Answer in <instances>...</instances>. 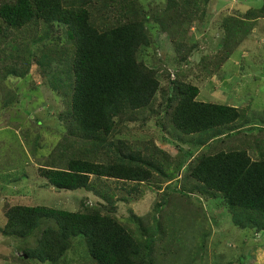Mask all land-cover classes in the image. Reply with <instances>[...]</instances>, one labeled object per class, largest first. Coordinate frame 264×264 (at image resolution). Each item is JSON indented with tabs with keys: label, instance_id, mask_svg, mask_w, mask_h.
Segmentation results:
<instances>
[{
	"label": "trees",
	"instance_id": "obj_1",
	"mask_svg": "<svg viewBox=\"0 0 264 264\" xmlns=\"http://www.w3.org/2000/svg\"><path fill=\"white\" fill-rule=\"evenodd\" d=\"M93 1H98L97 6ZM209 1L166 0V8L151 15V8L139 0H0V80H29L31 84L28 75L36 68L56 101L47 112L62 130L35 174L46 182L45 187L84 190L95 199L91 204L92 197L84 196L77 210L32 205L31 198L23 201V194L6 204L0 233L24 244L19 248L24 254L14 255L17 261L158 264L160 258L169 261L167 256L173 252L176 258L195 262L202 258L210 233L201 234L195 251L184 245V231L169 233L163 215L157 213L165 203L175 209L176 201L172 204L163 198L152 215L154 225L135 214L127 222L117 215L119 203L136 200L142 186L161 191L182 179V197L200 195L222 201L240 235L235 242L246 247L236 255L238 260L256 264L252 250L261 244L257 235L264 234V152L257 159L249 155V141L257 142L252 134H244L253 120L248 108L199 101L200 89L187 76L172 81L170 89L163 91L164 108H155L162 91L160 78L167 73L160 74L161 59L154 58V25L160 26L158 34L169 37L175 55L184 60L195 45L175 41L181 32L169 29L176 26L187 31L195 20L206 22ZM262 18L264 4L250 7L243 17H223L222 49L203 57L202 68L214 75ZM54 31L60 32V38L53 37ZM50 39L54 41L49 43ZM19 95V90L12 93L3 106ZM154 115L161 116L158 122L167 120L178 135L192 137L190 147L177 145L180 152L173 156L151 139L135 144L117 137L130 130L126 124L132 120L144 125ZM242 131L244 136L231 139ZM212 142L213 151L194 157L191 147L204 149ZM35 144L37 151L38 140ZM115 182L122 185L114 186ZM118 191L131 197H118ZM188 204L189 215L199 211ZM189 217L209 223L203 212ZM75 238L85 243V261L68 257ZM220 244L215 246L216 253Z\"/></svg>",
	"mask_w": 264,
	"mask_h": 264
},
{
	"label": "rangeland",
	"instance_id": "obj_2",
	"mask_svg": "<svg viewBox=\"0 0 264 264\" xmlns=\"http://www.w3.org/2000/svg\"><path fill=\"white\" fill-rule=\"evenodd\" d=\"M139 1L151 8V15L165 9L167 4L166 0ZM97 3L98 1L92 2L95 6ZM263 4L264 0H210L207 6L206 22L199 24L198 20H195L196 24L190 25L187 31H181L176 26L173 27V30L170 28L169 30L172 32H181L175 41L182 39L181 41L188 45L193 47L195 45V48L184 60L175 55L169 37L158 34L161 30L159 25L155 24L151 31V35L156 39L154 58L161 59L159 67L152 65L156 69H160V74L167 73L168 76L169 73L170 75V79L167 76L160 78L162 91L156 96L155 108L160 110L164 108L163 91L170 89L171 82L175 81L178 76H187V81L200 89L199 101L230 105L241 109L248 108V115L253 119L249 129L244 130L245 133L242 131L241 134H233L231 139L237 140L244 136L243 133L252 134L250 137L255 136L257 144L254 142L255 140L249 141L251 146L249 155L253 159H257L260 152H264V148H262L264 146V18L257 22L255 28L241 42L229 60L222 64L217 72H214V75L203 69L200 61L203 57L212 56L222 49L224 31L221 25L223 17L226 15L243 17L250 7H260ZM52 35L56 39L61 36L59 31L52 32ZM53 41L50 39L49 43ZM28 76V79L32 80L31 84H28L29 80L28 82L12 78H8L6 82L0 80V222L5 220L6 204L19 198L20 194L24 195L22 197L24 202H30L31 198L32 205L54 206L64 210H69L68 208L72 207L77 210L79 201L86 195L92 197L91 204L95 201L93 196L86 194L84 190L58 191L51 187H45L43 185L46 182H43L38 175L36 176L35 168H39L46 160L45 158L51 154L58 143V137L62 130L52 114L47 112L50 104L56 103L54 95L47 87V82L42 80L36 68ZM17 90L20 91V95L15 98L13 103L8 104V107H4L9 96L12 93L15 94ZM150 117L146 121L148 123L144 124L145 126L141 122L133 120L127 123L126 128L130 130L118 134L117 137L128 139L135 144H143L151 139L156 146L168 151L173 156H177L180 152L177 145L183 146L185 149L190 147L189 139L192 137L178 135L168 126L167 120L158 122L161 116ZM163 122L166 124L165 126ZM37 140L40 148L36 151L35 141ZM253 144H256L257 148ZM214 146L215 142H212L204 149L198 147H191V149L194 151L195 157L200 152L213 151ZM41 155L42 158H40ZM99 158H103V156ZM180 174L182 176V173ZM2 180L6 182H2ZM113 185L121 186L122 183L115 182ZM182 186V179L165 185L161 191L151 185H144L141 188V195H135L136 200L119 203L117 215L121 221L127 222L129 217L135 214L137 217L149 221L150 225H154L152 215L156 206L162 203L163 198L165 197L166 201L170 203L176 201L178 207L175 209L165 203L157 213L158 217L163 215L161 220L164 225L167 224L169 233L176 230L184 231L187 234L184 238V245L193 250L196 249L195 245L198 244L199 239H202L203 232L207 234L208 231L210 234H207L206 247L201 252L202 258L188 263L186 260L176 258L172 252L167 256L169 261L160 258L158 264H216L215 260L218 258L219 264H223V262L225 264H248L246 259L243 263V259L239 261L236 256L242 249L245 251L246 247L241 248V241L238 242V245L235 242L240 240V235L236 233L238 230L233 226L231 215L226 211L222 201L220 199L205 200L200 195H192L189 198L182 197ZM164 192H166L165 195H163ZM127 195L126 192L118 191V197ZM187 199L189 200L187 201ZM189 202L199 210L197 212H203L207 216L208 224H205L201 218H198V222L190 219L189 216L197 217V212L194 210L193 215H189L191 210ZM256 240L261 244L252 250V254L256 257V264H264V234L257 235ZM30 241L34 242L33 239ZM16 242L0 233V264H23L17 261L14 255H20L19 248L24 247V244L21 241ZM73 242L74 245L68 252V257L85 261L87 259L85 243L81 238H75ZM220 242L221 244L217 248L219 256L215 252V246ZM163 243V246H166V241ZM173 248L171 249L174 250ZM222 253L223 256H221ZM28 263L41 264L32 260Z\"/></svg>",
	"mask_w": 264,
	"mask_h": 264
},
{
	"label": "water",
	"instance_id": "obj_3",
	"mask_svg": "<svg viewBox=\"0 0 264 264\" xmlns=\"http://www.w3.org/2000/svg\"><path fill=\"white\" fill-rule=\"evenodd\" d=\"M23 254H24V253H20V256H22ZM24 257H25V259H27V258H28L26 255H25Z\"/></svg>",
	"mask_w": 264,
	"mask_h": 264
},
{
	"label": "clouds",
	"instance_id": "obj_4",
	"mask_svg": "<svg viewBox=\"0 0 264 264\" xmlns=\"http://www.w3.org/2000/svg\"><path fill=\"white\" fill-rule=\"evenodd\" d=\"M21 253V252H20Z\"/></svg>",
	"mask_w": 264,
	"mask_h": 264
},
{
	"label": "crops",
	"instance_id": "obj_5",
	"mask_svg": "<svg viewBox=\"0 0 264 264\" xmlns=\"http://www.w3.org/2000/svg\"><path fill=\"white\" fill-rule=\"evenodd\" d=\"M1 223V222H0Z\"/></svg>",
	"mask_w": 264,
	"mask_h": 264
}]
</instances>
